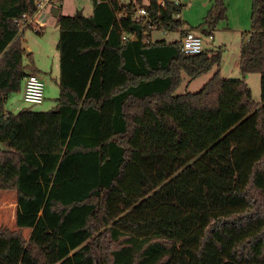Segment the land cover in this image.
<instances>
[{
    "label": "trees",
    "instance_id": "16d2710c",
    "mask_svg": "<svg viewBox=\"0 0 264 264\" xmlns=\"http://www.w3.org/2000/svg\"><path fill=\"white\" fill-rule=\"evenodd\" d=\"M93 1L91 16L57 17V106L14 113L6 101L38 71L15 20L35 6L0 0V190L17 192L19 230H55V264H264V0H252L243 78L218 70L181 94L184 75L223 61L222 49L188 55L180 38H153L196 30L184 5ZM144 4L149 15L137 20ZM226 19L217 0L203 33ZM251 73L261 76L259 103ZM0 235L49 264L34 237Z\"/></svg>",
    "mask_w": 264,
    "mask_h": 264
},
{
    "label": "rangeland",
    "instance_id": "374dc122",
    "mask_svg": "<svg viewBox=\"0 0 264 264\" xmlns=\"http://www.w3.org/2000/svg\"><path fill=\"white\" fill-rule=\"evenodd\" d=\"M129 2L130 0H122ZM147 2L148 0H144ZM183 4L181 18L185 22V27H194L197 31L203 32L208 30L206 19L211 9L217 4V0H177ZM227 2L225 3V5ZM61 7V12L65 15H76L82 12L85 16H91L94 9L93 0H63L55 2V6ZM251 0L246 3L241 1L236 5L231 2L227 4L228 19L219 22V26L213 31L214 40L204 37L205 50L222 49L223 61L221 66L213 68L208 74H203L197 79H190L184 75V80L177 94L187 91L196 92L209 81L211 77L219 70L220 76L224 79H241L243 75L239 67L238 55L241 51L243 41L247 40L251 31ZM48 25L41 29L26 28L23 32V39L27 52H32L34 63L38 62L47 69L48 74L41 75V79L45 83V99L39 104H30L23 101L22 92L13 93L5 103V110L14 113L22 109L29 108L32 111L46 112L57 106L58 97L60 95V87L56 81L59 77V25L57 17L49 15ZM204 25V28H200ZM186 29V28H185ZM184 29V31H186ZM39 31V32H37ZM213 34V33H212ZM181 32H163L154 31V39H166L172 41L181 38ZM30 60L26 56L24 63ZM36 65V64H35ZM248 86L252 90L254 100L261 102V76L259 73H251L246 76ZM264 105V104H263ZM16 199L17 192L14 190H0V232L3 230L16 231L21 234L24 241H29L30 237H34L39 243L46 260L49 264L56 263V242L57 233L52 229L37 230L35 228H25L19 230L16 225ZM264 202V194L260 196ZM0 263L10 264H35L31 256L23 251L17 239H9L0 235Z\"/></svg>",
    "mask_w": 264,
    "mask_h": 264
},
{
    "label": "built area",
    "instance_id": "2783aa9c",
    "mask_svg": "<svg viewBox=\"0 0 264 264\" xmlns=\"http://www.w3.org/2000/svg\"><path fill=\"white\" fill-rule=\"evenodd\" d=\"M60 0H35V11L33 14H25L20 20H15L18 24L23 25L22 28H35L41 30L48 25L49 15L52 14V6L55 2ZM164 4L163 1H160ZM147 4L140 5L135 10V17L137 20H142L148 17ZM57 6V5H56ZM206 35L203 32L197 30H186L182 33L181 49L185 54L195 55L202 53L204 49V37ZM209 39H213V34L207 35ZM126 38V36L124 37ZM23 101L30 104L42 103L45 99V83L41 77L34 72L28 73L23 79Z\"/></svg>",
    "mask_w": 264,
    "mask_h": 264
},
{
    "label": "crops",
    "instance_id": "0c3cea01",
    "mask_svg": "<svg viewBox=\"0 0 264 264\" xmlns=\"http://www.w3.org/2000/svg\"><path fill=\"white\" fill-rule=\"evenodd\" d=\"M241 1H243V2H245L246 3V8H247V2L249 3L250 2V0H224V2L226 3L227 2V4H229V5H231V2H235V4L236 5H238V4H240V2ZM227 4H226V7H227ZM250 8H251V12H252V0H251V5H250ZM61 12V11H60ZM227 19H228V14H227ZM250 20H251V17H250ZM219 26V25H218ZM217 26V27H218ZM213 35H214V37H215V34H214V31H213ZM213 40H214V38H213ZM26 49H27V47H26ZM241 52V51H240ZM1 57H2V55H0V59H1ZM238 60L240 61V53H239V55H238ZM35 66H36V68H37V70L38 71H36V72H34V73H37L39 76H41V75H44V74H48V71H47V69H45V67H43L40 63H39V61L38 62H35ZM59 74H60V54H59ZM205 75L206 74H208V73H204ZM203 75V74H202ZM202 75H200V76H202ZM199 76V77H200ZM58 78L59 77H57L56 78V81H57V83H58ZM198 78V77H197ZM197 78H195V79H197ZM194 80V79H193ZM245 80H246V82H247V79L245 78ZM59 85V84H58ZM22 95H23V88H22Z\"/></svg>",
    "mask_w": 264,
    "mask_h": 264
},
{
    "label": "water",
    "instance_id": "95a60500",
    "mask_svg": "<svg viewBox=\"0 0 264 264\" xmlns=\"http://www.w3.org/2000/svg\"><path fill=\"white\" fill-rule=\"evenodd\" d=\"M30 2L34 5L35 0H30ZM51 10H52V15L55 16V17H58L59 14H60L61 8L54 5V6H52ZM76 15L77 16H81L82 12H78ZM0 151H5L6 152V151H8V148L4 144L0 143Z\"/></svg>",
    "mask_w": 264,
    "mask_h": 264
}]
</instances>
